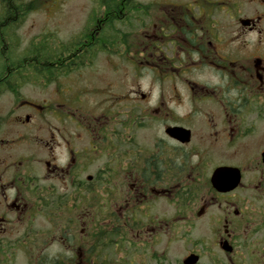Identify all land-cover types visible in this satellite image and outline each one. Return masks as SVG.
I'll return each mask as SVG.
<instances>
[{
	"label": "flooded vegetation",
	"instance_id": "af4514ba",
	"mask_svg": "<svg viewBox=\"0 0 264 264\" xmlns=\"http://www.w3.org/2000/svg\"><path fill=\"white\" fill-rule=\"evenodd\" d=\"M150 3V31L117 32L118 49H100L108 20L124 25L132 2L120 0L112 12V2H99L103 12L84 40L92 57L132 53V64L151 72L158 93L148 107L152 98L138 85L115 94L110 85L63 86L67 67L45 61L44 33L25 40L28 15L43 6L0 0L1 252L15 249L35 264H94L116 231L161 249L151 258L167 263L181 230L193 248L181 264L190 255L195 264L204 256L207 264H264V0ZM87 94L96 99L84 103ZM171 128L182 130L175 136ZM221 168L239 177L225 170L212 182ZM47 200L55 203L46 232L35 223ZM75 201L85 223L71 210ZM112 201L116 224L102 231L92 217ZM52 235L58 250L49 256Z\"/></svg>",
	"mask_w": 264,
	"mask_h": 264
},
{
	"label": "rangeland",
	"instance_id": "374dc122",
	"mask_svg": "<svg viewBox=\"0 0 264 264\" xmlns=\"http://www.w3.org/2000/svg\"><path fill=\"white\" fill-rule=\"evenodd\" d=\"M118 1L120 0L112 2L111 5L116 4ZM130 1L132 2L135 11H133V14L129 15V21H125L124 25L116 22L114 28L123 33L132 32L136 34L139 32L140 28L150 31L149 27L151 21L149 15L151 11L148 10V6L153 0ZM157 1L181 2L187 0ZM34 2L35 4L40 2L43 7H40L38 11H34L28 15L23 30L28 36L25 37V40L31 37H36L38 33L43 32L48 45L52 43V37L56 38L53 44L56 45L58 42L60 45L62 44L60 47L61 51L64 50L63 46H65V44H67L74 36H78L81 32L88 30L93 20L103 12V9L100 8L101 4L99 5L101 0H34ZM107 3H110V1ZM126 6H128L126 8L127 10L132 7L130 4ZM146 11L147 14L145 13ZM104 32L105 34H108L107 38L109 41L111 40L112 42L114 39L113 45L110 46V48L118 49L120 35H116L118 33L114 34V29L111 27L106 28ZM125 42L127 41L125 40ZM131 55L132 53L127 54L126 52L123 53V57L121 55L98 54L91 58L92 62L88 61L89 59L82 57V60H85V64L74 68L72 67L73 69L71 73L65 74V76L62 75L59 80L63 86L66 84L69 85L70 81H74L75 86L78 88L93 86L95 92H98L97 90L106 91L107 89L104 88L110 85L112 88L109 89V92L111 93L113 91L114 94L116 92H131L133 89H136V86L138 85L141 93L149 94L151 96L152 100L146 102V105L149 107V103L152 104L154 97L158 93V89L155 84H151L153 80L151 72L147 68H143L139 63L136 65L132 64ZM60 58L64 59L65 56H61ZM120 65H123L122 72L116 71L117 66ZM119 81L124 82L123 89H117V82ZM26 89L29 90V95L33 97L36 96L35 88V92L32 94L30 93L31 88L28 87ZM182 90L183 88L178 85V91L182 94V97H184L185 94ZM95 96L96 95L87 94L83 96V102L86 103V100L88 99H96ZM182 109V107H178L177 112L181 113ZM54 203V200H47V205L42 209V216L38 217L37 222L35 223L44 231L46 230V232L54 230L53 216L49 215V213H52L53 211L52 208H54ZM118 206V201H112L108 206V211L97 214V216L93 215V221L91 223L99 226L102 231H107L113 224H116L115 222H111L110 219H112L111 213L117 215ZM78 208H81V205L78 201H75L71 208L72 212L76 217L81 216L83 222L86 221L83 213L84 209L81 208L80 211ZM116 215H114V219H116ZM87 223L89 224L90 220L87 221ZM180 232L181 230H178L177 237L170 246L167 263L161 262L159 259L155 260L151 258L153 251H156L159 255L161 249L155 250V247H143L138 244L131 235H126L124 238H121L120 235H107L102 241L103 245L98 247L95 254H93L94 264H181L182 258L193 248L190 239H180ZM53 242L54 236L52 235L50 241H48V247L44 251L46 255L52 256L57 252L58 247ZM150 244L152 245V243ZM163 244L164 242L162 241L159 248L163 247ZM0 253L3 254V259L6 260L3 262V259L0 256V264H35L29 262L27 257L23 256L15 249H6L4 252L0 251ZM203 259L204 260L200 261L198 264H204L203 261L207 264L208 259L205 256Z\"/></svg>",
	"mask_w": 264,
	"mask_h": 264
},
{
	"label": "trees",
	"instance_id": "16d2710c",
	"mask_svg": "<svg viewBox=\"0 0 264 264\" xmlns=\"http://www.w3.org/2000/svg\"><path fill=\"white\" fill-rule=\"evenodd\" d=\"M108 1L116 2L117 0H108ZM108 1L101 0V2H103L104 4L106 2H108ZM36 6H37V3L35 4V7ZM113 9H114L113 5H109V6H107L106 11L112 12ZM133 11H135V8L129 9L128 10L129 14L127 15L126 18L130 17L129 15L133 14ZM110 17L111 16H109V18ZM115 17H117V16L115 15ZM116 22H113L112 19H109L108 22H107L108 23L107 26H109V27L114 29V34H116L117 32H120V31H118L117 29L114 28V25H115ZM87 31L88 30H85V31L81 32L80 35L74 36L67 44H65V46H63L64 50L61 51V49H60L59 53H55V55L52 54L53 51L50 50V47H49L50 45H48L45 42V44H46L45 45V53H44V56H45V59H46L45 61L46 62L55 61V64H57V58H58L59 64L62 67H64V66L67 67V70L61 69V73H60L61 75L64 74V73L67 74L68 71L73 69V68H71V67H73V64H76L75 67L84 65L85 64V60H82V57L91 60L92 54L94 53V52L90 53V51H91V47L90 46L85 47V45H84V40L87 39V36H86ZM102 38L103 37L99 38V40H98L99 42L96 41V42L99 43L98 47L100 49L102 48L100 46H102L103 44H101L100 42L104 43V45L108 42V46L110 48L111 44H113V42H114V39L111 42V40L109 41V39L106 38V37H104L105 40L102 39ZM100 39H102V40H100ZM61 45H60V47H61ZM98 47H93V48L95 49V48H98ZM103 47L106 48L105 46H103ZM64 53H67V54H64ZM61 56H65V58L64 59L60 58ZM34 57L36 58V56H34ZM115 232L116 231L109 232L107 235H116ZM44 264H47V263H44Z\"/></svg>",
	"mask_w": 264,
	"mask_h": 264
},
{
	"label": "water",
	"instance_id": "95a60500",
	"mask_svg": "<svg viewBox=\"0 0 264 264\" xmlns=\"http://www.w3.org/2000/svg\"><path fill=\"white\" fill-rule=\"evenodd\" d=\"M181 130L182 129H180V128H171V129H169L168 131H169V133L170 134H172V135H177V134H179L180 132H181ZM225 170H229V171H231V177H239V174H238V170L237 169H225V168H221V169H218V170H216L215 172H214V174H213V178H212V182L214 181V178L216 177V176H219V175H223V172L225 171ZM233 172V173H232ZM235 183V182H234ZM231 184L230 186H229V188H227V189H230V188H232V187H234V185L235 184ZM224 191H225V189H223ZM197 262V257L196 256H194V255H190V256H188L187 258H186V260H184L183 261V264H195Z\"/></svg>",
	"mask_w": 264,
	"mask_h": 264
}]
</instances>
